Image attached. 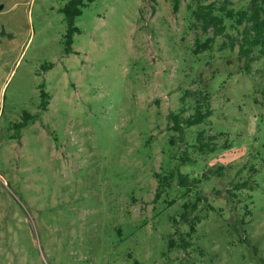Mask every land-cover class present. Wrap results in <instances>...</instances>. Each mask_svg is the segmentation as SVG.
<instances>
[{"label": "rangeland", "instance_id": "1", "mask_svg": "<svg viewBox=\"0 0 264 264\" xmlns=\"http://www.w3.org/2000/svg\"><path fill=\"white\" fill-rule=\"evenodd\" d=\"M68 1L0 0V264H264V56L241 54L243 26L204 31L192 0H92L68 52ZM199 92L212 115L176 132ZM181 162L198 188L173 177L156 199Z\"/></svg>", "mask_w": 264, "mask_h": 264}, {"label": "trees", "instance_id": "2", "mask_svg": "<svg viewBox=\"0 0 264 264\" xmlns=\"http://www.w3.org/2000/svg\"><path fill=\"white\" fill-rule=\"evenodd\" d=\"M88 1L92 0H69L63 7V12L65 18L71 24L70 32L68 34V52H72L73 44V32L74 30H79L74 26L75 19L82 14V7L87 5ZM192 0V2L197 3V6L194 8L192 4L189 5L193 17L201 22L204 31H208L211 27H215V35H222L226 31V20L232 22L233 27L239 28L241 30V41H240V52L244 56H251L255 49H259L260 54L264 56V0H251L247 7H241L235 9L234 7H228L226 3L220 5L217 4L215 0ZM180 0H175V11L179 9ZM215 40V36L208 37L204 42H196L195 51H200L202 48H210L212 42ZM235 45L234 42H232ZM192 91H189V93ZM193 94L195 92H192ZM42 106L44 109L47 108L49 103V94L48 92L42 90ZM195 112L189 116H184L185 112H171L169 117L172 121L173 129L178 133H183L184 126H194L201 124L208 119L212 113L213 108L210 105V96L208 93L199 92L198 95H195ZM38 117L36 114H30L24 112L23 120L15 123L16 128H20L19 131L27 126L31 121L35 120ZM170 141H174L171 137ZM197 150L201 153L215 152L218 150V144L214 136H206L204 132H199L197 136V144L195 145ZM185 155V153H184ZM183 155V162H193L194 160L189 159L187 156ZM185 163H179V165L173 170L170 175L161 176L160 185L156 192V199L162 195L170 186L171 179L177 177L181 185L186 187L188 191L193 188H198V184L201 183L202 178L193 177L190 178L187 174L181 172V166ZM224 167L220 166L217 169L218 173H222ZM211 171V170H210ZM208 173L206 172L203 177H207ZM249 181L239 182L235 184L236 189H244L248 187ZM201 198L199 197L198 200ZM192 205V209H196L197 203L190 204L185 203V208H189ZM182 217L186 220H189V212L187 209L182 213ZM191 221V219H190ZM195 221L192 222L191 227L194 229ZM173 239H171V244Z\"/></svg>", "mask_w": 264, "mask_h": 264}, {"label": "flooded vegetation", "instance_id": "3", "mask_svg": "<svg viewBox=\"0 0 264 264\" xmlns=\"http://www.w3.org/2000/svg\"><path fill=\"white\" fill-rule=\"evenodd\" d=\"M15 123H17V122H15ZM15 125V124H14Z\"/></svg>", "mask_w": 264, "mask_h": 264}]
</instances>
